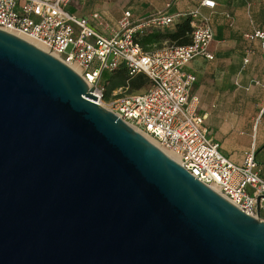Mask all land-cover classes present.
<instances>
[{"label":"water","instance_id":"water-1","mask_svg":"<svg viewBox=\"0 0 264 264\" xmlns=\"http://www.w3.org/2000/svg\"><path fill=\"white\" fill-rule=\"evenodd\" d=\"M0 30V264H264V221Z\"/></svg>","mask_w":264,"mask_h":264},{"label":"built area","instance_id":"built-area-1","mask_svg":"<svg viewBox=\"0 0 264 264\" xmlns=\"http://www.w3.org/2000/svg\"><path fill=\"white\" fill-rule=\"evenodd\" d=\"M72 2L0 0V30L24 35L66 66L76 67L86 85L96 89L101 107L170 153L191 176L237 209L264 221V179L254 151L246 153L240 165L221 153L205 117L197 111L198 97L192 94L196 77L184 69L195 58H214L209 49L213 40L209 16L199 9L167 14V4L162 11L135 21L129 11H123L114 28L98 14L92 20L77 16L70 11ZM214 7L212 0L200 2V8ZM184 17L190 18L189 44L161 48L140 44L146 34ZM246 37L258 38L264 55V33ZM121 66L129 77L143 74L148 87L104 100V76Z\"/></svg>","mask_w":264,"mask_h":264},{"label":"crops","instance_id":"crops-1","mask_svg":"<svg viewBox=\"0 0 264 264\" xmlns=\"http://www.w3.org/2000/svg\"><path fill=\"white\" fill-rule=\"evenodd\" d=\"M201 1L129 0L117 20L123 11H129L133 21L145 19L162 11L167 4H170L167 14L199 9L209 16L213 32L209 49L214 58L211 61L195 58L184 67L196 77L192 94L198 97L197 111L205 117L209 135L218 142L221 153L232 163L240 165L245 154L254 151L264 179V55L260 52V40L246 37L257 31L264 33V2L212 0L215 7L210 10L200 8ZM109 3L98 7L101 12L70 11L89 20L98 14L116 28L117 21L114 25L106 13Z\"/></svg>","mask_w":264,"mask_h":264},{"label":"trees","instance_id":"trees-1","mask_svg":"<svg viewBox=\"0 0 264 264\" xmlns=\"http://www.w3.org/2000/svg\"><path fill=\"white\" fill-rule=\"evenodd\" d=\"M169 30H155L146 34L139 42L142 46L147 47L152 43L167 41L174 45L189 44V34L191 32L190 18L184 17L174 22ZM105 93L104 100L109 99V93L116 87H126L129 92H135L148 85V81L143 74H137L129 77L125 67L121 66L104 76Z\"/></svg>","mask_w":264,"mask_h":264},{"label":"rangeland","instance_id":"rangeland-1","mask_svg":"<svg viewBox=\"0 0 264 264\" xmlns=\"http://www.w3.org/2000/svg\"><path fill=\"white\" fill-rule=\"evenodd\" d=\"M108 1H110L111 3L108 4L106 8V13H107V16L109 17L108 19L111 20L113 24L115 25L117 21L118 13L121 11L122 8L129 5L130 3L129 0H117V1L115 0H73L72 6L70 9L73 12H76V10L80 9L79 10L80 14H89L91 11L101 12L100 11L101 8H98V7L105 5L103 3H107ZM167 30L169 29L168 28L162 29L163 32ZM171 45H174V44L161 40L160 42L154 43L153 48L168 47ZM147 87L148 85L135 92H129L126 87H116L110 91L109 98H113L114 96H122L124 94H129V93L142 92Z\"/></svg>","mask_w":264,"mask_h":264},{"label":"bare ground","instance_id":"bare-ground-1","mask_svg":"<svg viewBox=\"0 0 264 264\" xmlns=\"http://www.w3.org/2000/svg\"><path fill=\"white\" fill-rule=\"evenodd\" d=\"M12 34H14V35H16V36H18V37H20V38L26 40L27 42H29V43L35 45V46L38 47L39 49H41V50H43V51L46 52L45 48H44L42 45H40L38 42H36V41H34V40H32V39H30V38L24 36V35H21V34H19V33H12ZM69 68L72 69L76 74L79 75V71H78V69H77L76 67L70 66ZM144 138H145L146 140H148L151 144H153L155 147H157L159 150H161V149H160L155 143H153V141H151L150 139H148V138H146V137H144ZM161 151H162L166 156H168L170 159H172L173 161H175V158H174L170 153L165 152V151H163V150H161Z\"/></svg>","mask_w":264,"mask_h":264}]
</instances>
